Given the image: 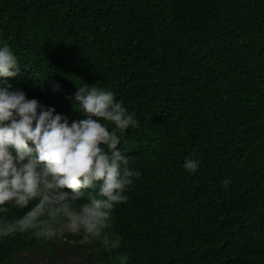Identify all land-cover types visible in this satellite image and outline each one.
<instances>
[{
    "label": "trees",
    "instance_id": "1",
    "mask_svg": "<svg viewBox=\"0 0 264 264\" xmlns=\"http://www.w3.org/2000/svg\"><path fill=\"white\" fill-rule=\"evenodd\" d=\"M0 43L19 61L0 86L71 122L88 83L138 121L117 145L141 173L105 230L120 245L83 243L84 264H264V0H0ZM54 242L0 238V264Z\"/></svg>",
    "mask_w": 264,
    "mask_h": 264
},
{
    "label": "clouds",
    "instance_id": "2",
    "mask_svg": "<svg viewBox=\"0 0 264 264\" xmlns=\"http://www.w3.org/2000/svg\"><path fill=\"white\" fill-rule=\"evenodd\" d=\"M18 68L9 45L0 43V78L14 77ZM72 99L83 118L70 122L22 90L0 86V238L29 231L45 240L82 233V243L98 241L108 252L120 245L105 231L112 212L141 175L117 145L138 121L111 90L84 83ZM199 165L185 157L182 167L192 174ZM222 183L227 188L230 181ZM85 189H91L86 202L77 203ZM11 207L27 210L7 219L3 214ZM126 261L121 257V264Z\"/></svg>",
    "mask_w": 264,
    "mask_h": 264
},
{
    "label": "rangeland",
    "instance_id": "3",
    "mask_svg": "<svg viewBox=\"0 0 264 264\" xmlns=\"http://www.w3.org/2000/svg\"><path fill=\"white\" fill-rule=\"evenodd\" d=\"M82 233H65L55 239L53 254L48 251H23L14 258V264H84Z\"/></svg>",
    "mask_w": 264,
    "mask_h": 264
}]
</instances>
